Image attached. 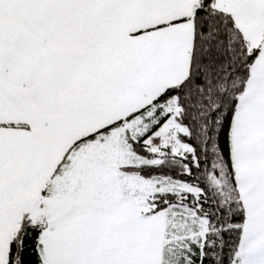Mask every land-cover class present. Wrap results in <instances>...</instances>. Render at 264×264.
<instances>
[{
    "label": "snow or ice",
    "instance_id": "1",
    "mask_svg": "<svg viewBox=\"0 0 264 264\" xmlns=\"http://www.w3.org/2000/svg\"><path fill=\"white\" fill-rule=\"evenodd\" d=\"M0 264H264V0H0Z\"/></svg>",
    "mask_w": 264,
    "mask_h": 264
}]
</instances>
